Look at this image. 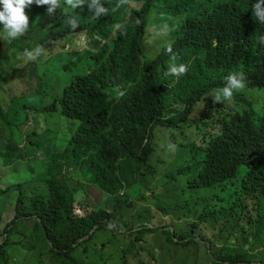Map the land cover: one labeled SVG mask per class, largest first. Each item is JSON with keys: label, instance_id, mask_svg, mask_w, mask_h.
I'll use <instances>...</instances> for the list:
<instances>
[{"label": "trees", "instance_id": "trees-1", "mask_svg": "<svg viewBox=\"0 0 264 264\" xmlns=\"http://www.w3.org/2000/svg\"><path fill=\"white\" fill-rule=\"evenodd\" d=\"M213 2L131 0L128 6L121 0H98L95 5L94 0H84L73 9L61 0L51 17L46 14L48 4L33 3L26 9L32 22L39 18L27 34L10 41L11 47L34 52L47 41L79 37L83 47L71 49L77 58L74 66L92 60L88 72L76 75L54 103L41 110L59 111L79 122L68 142L66 151L72 159L67 164L77 161L81 170L87 167V174L75 179L55 173L30 188L21 183L0 186V198L18 191L12 217L0 229V264H128L127 254L144 247L145 234L156 231L146 225L135 229L137 223H132L126 227L128 233H119L112 227V217L118 201H125V189L142 175L153 154L155 128L187 125L194 105L223 87L234 71L245 74L252 95L242 93L235 96V103L209 107L210 114L198 123L204 127L202 144L190 145L195 158L178 172L194 170L196 186L217 188L226 200L222 211L204 214L209 221L218 212L229 214L230 225L219 236L226 246L218 252L216 242L202 233H183V226L180 233L175 230L167 236L189 252L170 264H191L192 258L202 264L199 252L189 248L193 242L203 245L198 250L206 251L204 245H209L210 264H264V252L254 255L236 244L248 240L253 245L264 238V106L255 96L264 90V20L253 16L256 0H225L209 6ZM101 7L107 14L94 18ZM152 10L163 20H177L169 40L176 63L189 65L186 75H165L170 64L167 45L153 59L144 56ZM71 20L78 23L75 29ZM113 34L111 46L104 52L98 49ZM18 71L23 72L17 68L14 73ZM31 71H37L34 65ZM4 144L0 134L1 158H26L11 143L4 151Z\"/></svg>", "mask_w": 264, "mask_h": 264}, {"label": "rangeland", "instance_id": "rangeland-1", "mask_svg": "<svg viewBox=\"0 0 264 264\" xmlns=\"http://www.w3.org/2000/svg\"><path fill=\"white\" fill-rule=\"evenodd\" d=\"M221 2L225 0H214L209 6ZM57 12L54 11L48 16L51 17ZM38 18L39 16L33 22L30 18L29 31ZM163 19L164 16L159 15L155 10L149 14L146 41L143 45V53L147 59L155 58L170 42L169 39H172L171 33L174 32L177 20L171 22L169 19ZM2 32L3 24H0V109L3 111L0 113V134L5 139V146L6 143H11L23 147L22 151L28 156L24 159L0 157L1 172L5 165L0 186L6 187L12 183H21V186L27 188L39 186L55 173H66L68 166L74 169L67 171L72 172V175L81 176L83 172L86 175L87 167L84 166L81 170L77 161L67 164L72 159L71 153L66 151L68 142L76 132L79 122L62 116L59 111L54 113L41 111L54 103L76 75L85 74L83 72L93 66L92 60L88 59L82 60L77 66L73 64L77 58L71 54V49L82 48L83 39L72 37L54 42L47 41L38 54L34 50L33 54L36 58L28 60L23 51L10 46V38ZM111 44L112 37L106 42H101L98 49L104 52ZM32 65L37 71H31ZM17 68L22 69L23 72L18 71L19 74H15L14 70ZM212 92L206 94L193 108L189 128L155 129L153 154L144 167L142 175L138 176L136 182L128 188L124 196L125 201L119 200L117 203V211L112 217L115 226L109 223L116 232L128 233L126 227L132 223H137L135 229L144 224L156 231L145 234L144 247L133 248L127 254L128 264L176 263L177 259L187 255L189 250L173 243L168 236L170 233L174 234L176 232L174 230L179 232L183 226H185L183 231L186 233H192L193 236L202 233L213 243L216 242L218 252L226 246L224 242L219 241V236L221 229L227 230V226L230 225L229 214L225 211L218 212L210 221L204 217L206 212L222 211L226 200L220 197L217 188L196 186L192 182L194 170L178 173L181 167H189V163L195 158L196 153L192 152L189 144L194 142L202 144L204 127L198 126V120L205 119L210 114L209 107L214 104ZM242 93L252 95L251 90L246 86L242 91L236 92L230 102L235 103V96ZM255 96L264 106V90L258 91ZM29 134L30 136L26 138ZM170 143L176 145L175 151L168 148ZM14 155L17 156L18 153ZM17 193L18 191H13L0 198V203L5 201L7 205L0 204L3 212L0 229L12 217ZM131 201L132 204L128 205ZM233 225L234 223L231 224ZM246 241L248 240H241L236 244L246 246L254 255L264 252V238L253 245L252 242ZM197 246L203 245L193 242L189 248L199 252V260L202 264H210L212 255L207 252L209 245H204L206 251L198 250ZM192 251L190 250L191 253ZM196 263L192 258L191 264Z\"/></svg>", "mask_w": 264, "mask_h": 264}, {"label": "clouds", "instance_id": "clouds-1", "mask_svg": "<svg viewBox=\"0 0 264 264\" xmlns=\"http://www.w3.org/2000/svg\"><path fill=\"white\" fill-rule=\"evenodd\" d=\"M83 2H84V0H66V3L68 5H71L73 9L75 7H77L78 5L83 4ZM33 3H36L38 6L45 5V4L51 5V7H49V9H48L47 14L52 15L54 13L55 9L60 6L61 0H0V24H3L2 34L6 35L8 38H10L9 40L18 39L20 36L25 35L29 31L30 18L31 17H29L28 14L26 13V9L30 5H32ZM96 3H98V0H94V5ZM121 3L127 4L128 6H131V0H121ZM262 3H264V0H256V2L252 5V10H253V16L255 18H260V19L264 20V8L261 7ZM107 11L108 10L105 8H102V7L98 8L96 13H95L94 18H98L101 14H107ZM69 23L71 24L73 29H75L78 26V23L75 20H71V21H69ZM137 23L139 24L140 21L137 20ZM165 27H167L166 24H165ZM113 36H114V34L111 37L113 38ZM145 41H146V39L144 40V43H145ZM144 43H143V45H144ZM166 45H165L166 51L170 56V64H169L167 71L165 72V75L175 76L177 78H179L180 76L186 75L188 72L189 65L187 63L177 64L176 63L177 56L175 53H173L172 43L169 42ZM42 50L43 49L40 46L36 47V53L37 54ZM142 50H143V47H142ZM24 54L26 55L28 60H34L36 58L35 55L33 54V52H31V51L25 50ZM88 70L89 69H87L83 73H86ZM225 81L226 82L224 83L223 87H218V88L213 90L211 95L213 97L214 103L230 102L233 99V96L236 92L242 91L246 87V77H245V74L243 72H235V71L230 72L227 75V77L225 78ZM123 94H124L123 92H120L118 95L123 96ZM197 103L194 105V107L197 105ZM193 108H192V110H193ZM191 113H192V111H191ZM190 119H191V114L189 115V122L187 125H180V127H172V128H175V129H177V128L184 129L185 127L189 128L190 127ZM158 127H160V126H157L155 129H157ZM160 128H163V127H160ZM172 128H170V129H172ZM164 129H166V128H164ZM170 129H167V130H170ZM26 138H27V136H26ZM194 143H196V142H194ZM194 143H190L189 147L191 144H194ZM17 147H19V149L21 151L24 149L23 147H20L18 145H17ZM152 147H153V138H152ZM168 148L171 151H175L176 145L170 143L168 145ZM4 149L7 150L8 147L5 146ZM153 152H154V148H153ZM27 156L28 155L26 154V157ZM68 170L74 171V169H71V167L67 168V171ZM67 171L65 174L67 176L73 177L75 179L81 177L82 175L84 177V175H85V172H83V173H81L82 174L81 176H75V174L74 175L71 174L72 172H67ZM0 178H1V176H0ZM14 191H17V190H14ZM125 191L127 194L128 188L125 189ZM122 192H123V190H121V193ZM17 195H18V193H17ZM16 198H17V196H16ZM15 201H16V199H15ZM163 230H166V229H163ZM174 232H175V230H174ZM182 232L184 233V231H182Z\"/></svg>", "mask_w": 264, "mask_h": 264}, {"label": "crops", "instance_id": "crops-1", "mask_svg": "<svg viewBox=\"0 0 264 264\" xmlns=\"http://www.w3.org/2000/svg\"><path fill=\"white\" fill-rule=\"evenodd\" d=\"M3 172L1 173V170H0V176L3 174V173H5V165H3ZM1 169V168H0Z\"/></svg>", "mask_w": 264, "mask_h": 264}]
</instances>
